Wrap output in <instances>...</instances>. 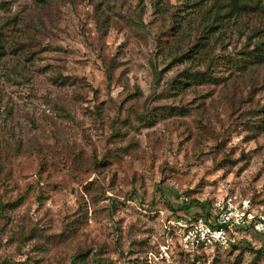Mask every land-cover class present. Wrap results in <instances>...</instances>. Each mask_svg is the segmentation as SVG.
Masks as SVG:
<instances>
[{
    "label": "rangeland",
    "instance_id": "1",
    "mask_svg": "<svg viewBox=\"0 0 264 264\" xmlns=\"http://www.w3.org/2000/svg\"><path fill=\"white\" fill-rule=\"evenodd\" d=\"M262 37L264 0H0V264H264L177 239L264 206Z\"/></svg>",
    "mask_w": 264,
    "mask_h": 264
},
{
    "label": "built area",
    "instance_id": "2",
    "mask_svg": "<svg viewBox=\"0 0 264 264\" xmlns=\"http://www.w3.org/2000/svg\"><path fill=\"white\" fill-rule=\"evenodd\" d=\"M209 205L182 223L177 239L184 251L231 247L264 233V206L250 197L227 193Z\"/></svg>",
    "mask_w": 264,
    "mask_h": 264
},
{
    "label": "trees",
    "instance_id": "3",
    "mask_svg": "<svg viewBox=\"0 0 264 264\" xmlns=\"http://www.w3.org/2000/svg\"><path fill=\"white\" fill-rule=\"evenodd\" d=\"M37 1H42V0H37ZM257 11V9H253V7H248L247 5H239V7H236L235 9H231L229 11V16H233V14H237V15H243L249 12H254ZM248 39L250 38V36L247 37ZM262 40H259L257 43L253 44V49H254V57H252L244 66L246 67L247 65L250 64H261L264 62V37H262ZM244 67V68H245ZM201 204V208L204 209V205L202 203ZM254 235H258V234H254ZM244 240V239H243ZM241 242V241H240ZM237 245V244H236ZM233 245V246H236ZM249 249L253 250L254 252H257L256 250H254L250 245H248ZM197 251V250H195Z\"/></svg>",
    "mask_w": 264,
    "mask_h": 264
}]
</instances>
